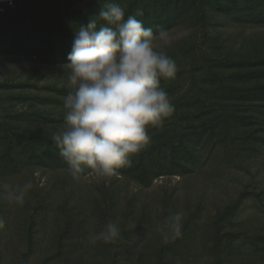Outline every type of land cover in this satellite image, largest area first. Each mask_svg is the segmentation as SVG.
Returning a JSON list of instances; mask_svg holds the SVG:
<instances>
[{
    "label": "trees",
    "instance_id": "16d2710c",
    "mask_svg": "<svg viewBox=\"0 0 264 264\" xmlns=\"http://www.w3.org/2000/svg\"><path fill=\"white\" fill-rule=\"evenodd\" d=\"M105 2H0V181L49 178L22 205L0 197V264H264V187L242 177L264 170V0H118L125 19L142 11L154 33L179 31L157 46L178 66L160 78L175 112L132 167L85 187L94 171L73 175L53 136L70 91L61 65ZM230 169L239 186L217 203L207 183ZM176 213L182 235L165 240ZM109 222L120 236L90 243Z\"/></svg>",
    "mask_w": 264,
    "mask_h": 264
},
{
    "label": "clouds",
    "instance_id": "9594fccd",
    "mask_svg": "<svg viewBox=\"0 0 264 264\" xmlns=\"http://www.w3.org/2000/svg\"><path fill=\"white\" fill-rule=\"evenodd\" d=\"M126 8L118 0H106L97 18H90L74 35L67 63V86L63 98L64 123L53 139L73 175L91 169L100 176L117 175L132 167V157L151 141L148 129L163 125L175 112L170 94L160 78H173L178 66L154 44L157 35L146 27L138 11L125 19ZM98 20L104 23L98 25ZM31 180L24 183L0 181V197L22 205ZM170 230L163 238L182 235V214L168 218ZM5 220L0 217V230ZM114 222L94 234L90 243L112 242L120 236Z\"/></svg>",
    "mask_w": 264,
    "mask_h": 264
},
{
    "label": "rangeland",
    "instance_id": "374dc122",
    "mask_svg": "<svg viewBox=\"0 0 264 264\" xmlns=\"http://www.w3.org/2000/svg\"><path fill=\"white\" fill-rule=\"evenodd\" d=\"M3 2H7L8 4H11V0H2ZM1 2V0H0ZM180 33L179 31L177 32H172V33H168L166 34L165 37H160V39H157V40H154V44L156 46H160L162 45V43H166L172 39H175L177 36H179ZM27 64L28 63H23V64H19V65H22V69H24L25 67H27ZM261 173L257 174V173H252V175H248V174H243V178H247L246 179V182H249L251 183L253 180H255L256 184H259L260 186L264 187V170H261L260 171ZM47 175H48V172L47 173H43V171H36L33 175L34 177V184H37V185H41V186H44V184L48 183V179H47ZM104 176H100L98 175L96 172H89L87 174H84V175H81L79 176V178H77L79 184L85 186V187H90L92 186V184L98 180H100L101 178H103ZM233 177H237V174L235 171H233V169H230V173L228 175H226L225 177V180L223 181V179L221 180V183L219 185V182L216 183V187H214L213 183H207L208 187H210L211 189L212 188H216L214 191H213V196H216V200L217 203H222L224 201H226L228 199V197L230 196H233L235 194V189L232 188V187H235V185L237 184L235 180V178ZM181 180V177L180 176H175L173 178H169V179H166L165 181L167 182H170L171 185H173L174 183L178 182ZM164 181V178H159L157 180H155L154 182V187L159 184V183H163L165 182ZM185 182V181H184ZM206 186V184H205ZM222 186V188H221ZM237 186H239L237 184ZM216 203V202H214ZM248 211V210H247Z\"/></svg>",
    "mask_w": 264,
    "mask_h": 264
}]
</instances>
